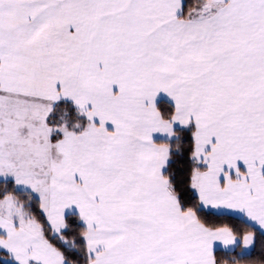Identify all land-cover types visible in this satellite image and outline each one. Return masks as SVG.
I'll use <instances>...</instances> for the list:
<instances>
[{
    "label": "snow or ice",
    "instance_id": "1",
    "mask_svg": "<svg viewBox=\"0 0 264 264\" xmlns=\"http://www.w3.org/2000/svg\"><path fill=\"white\" fill-rule=\"evenodd\" d=\"M0 264H264V0H0Z\"/></svg>",
    "mask_w": 264,
    "mask_h": 264
}]
</instances>
